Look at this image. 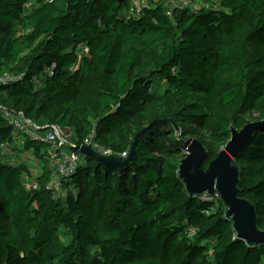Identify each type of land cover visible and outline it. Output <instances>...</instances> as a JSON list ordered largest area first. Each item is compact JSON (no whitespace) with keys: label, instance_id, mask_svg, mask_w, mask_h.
Segmentation results:
<instances>
[{"label":"trees","instance_id":"16d2710c","mask_svg":"<svg viewBox=\"0 0 264 264\" xmlns=\"http://www.w3.org/2000/svg\"><path fill=\"white\" fill-rule=\"evenodd\" d=\"M199 1L128 18L132 0H0V76L23 75L0 84V264H264L222 200L179 175L192 140L207 170L232 128L260 122L236 165L264 231V0ZM5 111L63 128L76 152L93 135L124 164L82 156L56 190L49 146ZM15 132L48 166L13 160Z\"/></svg>","mask_w":264,"mask_h":264},{"label":"water","instance_id":"95a60500","mask_svg":"<svg viewBox=\"0 0 264 264\" xmlns=\"http://www.w3.org/2000/svg\"><path fill=\"white\" fill-rule=\"evenodd\" d=\"M260 122L246 125L241 131L232 128V136L226 147L213 160L207 170L203 165L207 161L206 147L199 140H192L187 155L180 164L179 175L191 196L219 195L227 208L226 219L233 222L237 238L250 245L264 246V231L258 228L255 206L240 197V172L236 165L238 154L246 148ZM139 133L131 149L133 157L136 151ZM80 153L101 164L121 166L124 162L117 156H102L90 146H82ZM128 159V160H129ZM127 163V161H126Z\"/></svg>","mask_w":264,"mask_h":264},{"label":"built area","instance_id":"2783aa9c","mask_svg":"<svg viewBox=\"0 0 264 264\" xmlns=\"http://www.w3.org/2000/svg\"><path fill=\"white\" fill-rule=\"evenodd\" d=\"M163 2L165 3L166 13L170 17L173 16V11L176 9L191 8L194 11H199L211 7L208 3L199 0H163ZM148 3L149 0H132L127 17L140 16L143 10L148 7ZM27 7H29V5H27ZM22 79L23 75L11 76L9 74H4L0 76V84L17 83ZM4 115L16 131L30 137L34 141H40L49 146V157L53 171L50 184L51 187L59 190V188L62 187L63 180L68 181L76 174L79 166L83 163L82 156L84 155H82L80 151L76 152L73 150L75 145L71 141V134L60 127L41 130L32 122L25 120L22 115H16L7 111L4 112ZM82 146H90L94 151L103 156L114 155L112 151L106 150L95 142L93 135H91L80 147ZM123 157L126 158L127 154H124ZM217 196L218 195H216V197ZM205 198L209 199L213 197L205 196ZM193 234H195V232H193Z\"/></svg>","mask_w":264,"mask_h":264},{"label":"rangeland","instance_id":"374dc122","mask_svg":"<svg viewBox=\"0 0 264 264\" xmlns=\"http://www.w3.org/2000/svg\"><path fill=\"white\" fill-rule=\"evenodd\" d=\"M168 87L167 84H158L155 87V90H165ZM16 139L13 142V147H17V149L13 150L11 152L13 160L17 161L19 164H25L29 169H35L36 167H42V166H48V162L44 161L43 159L39 157H35L33 155V152L31 151H25L23 149L22 142L25 139L21 135H19L17 132H15ZM18 136V137H17ZM18 139V140H17ZM19 145H18V142ZM44 153H47V148L43 147Z\"/></svg>","mask_w":264,"mask_h":264},{"label":"clouds","instance_id":"9594fccd","mask_svg":"<svg viewBox=\"0 0 264 264\" xmlns=\"http://www.w3.org/2000/svg\"><path fill=\"white\" fill-rule=\"evenodd\" d=\"M219 196V195H218ZM209 197V196H208ZM220 198V197H219Z\"/></svg>","mask_w":264,"mask_h":264}]
</instances>
